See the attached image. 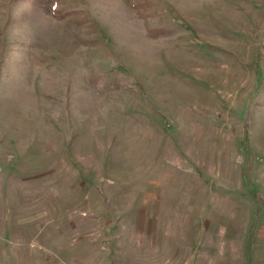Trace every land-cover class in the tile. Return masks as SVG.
Here are the masks:
<instances>
[{
	"label": "rangeland",
	"instance_id": "1",
	"mask_svg": "<svg viewBox=\"0 0 264 264\" xmlns=\"http://www.w3.org/2000/svg\"><path fill=\"white\" fill-rule=\"evenodd\" d=\"M0 264H264V0H0Z\"/></svg>",
	"mask_w": 264,
	"mask_h": 264
}]
</instances>
